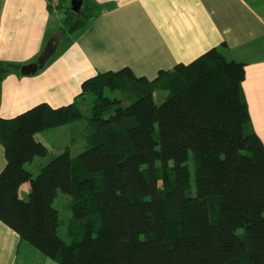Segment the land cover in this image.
I'll list each match as a JSON object with an SVG mask.
<instances>
[{
  "label": "trees",
  "instance_id": "16d2710c",
  "mask_svg": "<svg viewBox=\"0 0 264 264\" xmlns=\"http://www.w3.org/2000/svg\"><path fill=\"white\" fill-rule=\"evenodd\" d=\"M65 1L74 18H64L61 37L101 12L82 0L74 13ZM224 47L152 80L128 68L100 73L67 106L0 117V221L58 264H264V144L243 94L244 64ZM21 66L0 61V93ZM78 98L90 100L88 115ZM78 121L82 152L66 148L36 175L25 168L48 154L35 135ZM59 191L70 197L69 241L58 235Z\"/></svg>",
  "mask_w": 264,
  "mask_h": 264
},
{
  "label": "crops",
  "instance_id": "0c3cea01",
  "mask_svg": "<svg viewBox=\"0 0 264 264\" xmlns=\"http://www.w3.org/2000/svg\"><path fill=\"white\" fill-rule=\"evenodd\" d=\"M90 1L100 6V14L70 38L59 35L61 28L51 30L53 14L66 11L65 0H0V61L36 62L47 41L58 40L47 66L33 75L11 73L2 80V119L40 104L67 106L82 83L97 74L128 68L134 76L152 80L161 70L224 45L228 59L244 64L242 90L253 129L264 144V0ZM5 164L0 145V172ZM29 188L28 183L20 186L21 199ZM0 264L58 263L0 221Z\"/></svg>",
  "mask_w": 264,
  "mask_h": 264
},
{
  "label": "rangeland",
  "instance_id": "374dc122",
  "mask_svg": "<svg viewBox=\"0 0 264 264\" xmlns=\"http://www.w3.org/2000/svg\"><path fill=\"white\" fill-rule=\"evenodd\" d=\"M67 6H70V0L67 2ZM64 18H69L70 21L74 18L73 13L66 11L54 13L52 16L51 27L52 31L58 28L68 30L70 28V23L64 24ZM58 38V34L56 35ZM165 98L164 93H160L158 97H156V103L160 104ZM90 100L85 99L80 101V108L82 109L85 115L89 114ZM84 123L83 121H78L72 123V125H66L62 127H56L52 129L45 130L41 133H38L35 138L44 143L47 147L48 154L46 158H36L35 163H33L32 167H29V164L25 165V168L31 170L33 175H36L38 172V167L42 165V163H46V161L61 152H63L66 148H69L71 154L73 156L78 155L80 152L84 150ZM45 161V162H44ZM190 171H191V186L192 192L194 191V182H193V168L191 162H189ZM26 199V198H25ZM70 202V197L61 193L60 191L57 193V196L54 201V207L58 210L59 220L61 221V226L58 229V235L62 237L64 240L69 241L66 235V223L70 218V211L68 208V204Z\"/></svg>",
  "mask_w": 264,
  "mask_h": 264
},
{
  "label": "water",
  "instance_id": "95a60500",
  "mask_svg": "<svg viewBox=\"0 0 264 264\" xmlns=\"http://www.w3.org/2000/svg\"><path fill=\"white\" fill-rule=\"evenodd\" d=\"M70 10L74 13H78L82 8V0H70ZM58 46V40L51 37L46 45L41 55L38 57L36 62L26 64L21 66L19 73L24 76L33 75L39 70H41L48 60L55 54L56 48Z\"/></svg>",
  "mask_w": 264,
  "mask_h": 264
}]
</instances>
